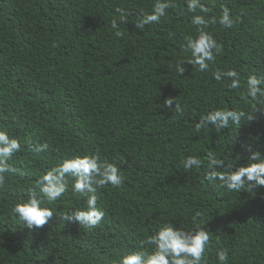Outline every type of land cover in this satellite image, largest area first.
Segmentation results:
<instances>
[{"label":"trees","instance_id":"trees-1","mask_svg":"<svg viewBox=\"0 0 264 264\" xmlns=\"http://www.w3.org/2000/svg\"><path fill=\"white\" fill-rule=\"evenodd\" d=\"M154 0H0V130L20 140L16 168L0 186V264H113L138 248L164 222L192 228L191 217L211 233L204 264H217L226 248L229 264H264V188L228 192L204 175L212 152L226 163L245 165L242 145L264 153V114L215 132H197L195 122L214 108L250 109L241 90L212 79L219 68L242 77L264 76V0H202L211 15L228 6L240 22L211 25L223 50L208 72L185 65L184 36L194 34L183 0L159 23L135 29L136 16L110 20L116 7L151 11ZM175 97L184 111L164 107ZM48 149L35 153L36 144ZM99 153L122 170L123 185L97 190L105 218L95 228L61 216L84 207L69 189L45 206L49 222L28 229L12 213L14 203L36 189L44 171L67 157ZM185 156L205 167L186 171ZM71 183V182H70Z\"/></svg>","mask_w":264,"mask_h":264},{"label":"clouds","instance_id":"clouds-1","mask_svg":"<svg viewBox=\"0 0 264 264\" xmlns=\"http://www.w3.org/2000/svg\"><path fill=\"white\" fill-rule=\"evenodd\" d=\"M187 13L191 14L190 24L194 34L184 36L182 49L189 57L175 65L177 73H185V65L195 67L204 73L210 70L216 56L223 50L212 32L211 25L219 24L222 28L231 29L240 20L235 17L228 6H221L217 15H211L202 0H183ZM169 0H154L150 12L133 13L125 7H116L110 20L114 35L120 37V24H127L130 16L135 15V29H144L148 25L159 23L162 17L168 15V9L173 7ZM212 79L227 90H241V80L245 81L242 94L251 102L250 109L236 110L233 108H214L201 115L195 122L197 132L211 127L215 132L240 125L241 122H252L257 114H264V76L252 74L242 77L232 68L215 69ZM164 107L175 108L183 112V107L175 97L164 101ZM242 147L249 153L247 163L243 166L238 162L226 163L223 158H217L212 152L207 156V169L204 179L209 185L218 183L219 187L228 192L255 193L264 188V153L253 150L248 145ZM48 144H36L35 153L47 151ZM22 151L20 140L7 131L0 130V186L5 183L8 174L15 173L16 168L10 161ZM183 168L188 170L203 169L202 159L198 156H185L182 159ZM71 182V183H70ZM36 189L30 190L26 199L12 206L13 215L28 229L40 228L46 225L54 215L50 205L58 201L71 190L74 195L84 198V207L75 208L61 216L64 220L77 223L80 227L95 228L105 218V211L98 205L97 190L106 186L120 188L124 183L121 168L108 159H102L99 153L75 155L59 160L55 166L43 172L35 182ZM201 216L196 212L191 221L192 228H181L174 222L162 223L138 248L128 250L118 256L113 264H204V254L210 247L211 233L197 224ZM230 255L226 248L216 251L217 264H229Z\"/></svg>","mask_w":264,"mask_h":264}]
</instances>
